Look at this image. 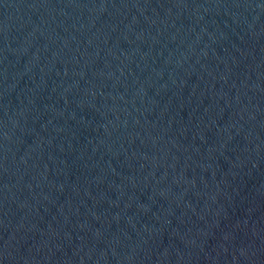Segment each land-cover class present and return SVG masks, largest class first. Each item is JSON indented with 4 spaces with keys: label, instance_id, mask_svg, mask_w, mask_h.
Listing matches in <instances>:
<instances>
[{
    "label": "water",
    "instance_id": "water-1",
    "mask_svg": "<svg viewBox=\"0 0 264 264\" xmlns=\"http://www.w3.org/2000/svg\"><path fill=\"white\" fill-rule=\"evenodd\" d=\"M217 0H0V264H57L153 128Z\"/></svg>",
    "mask_w": 264,
    "mask_h": 264
}]
</instances>
